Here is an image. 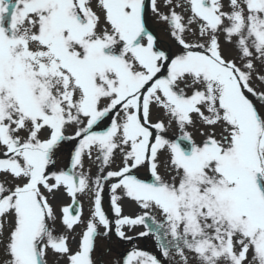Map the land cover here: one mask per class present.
<instances>
[{"label": "snow or ice", "instance_id": "obj_1", "mask_svg": "<svg viewBox=\"0 0 264 264\" xmlns=\"http://www.w3.org/2000/svg\"><path fill=\"white\" fill-rule=\"evenodd\" d=\"M113 235L159 255L107 264H264V0H0V264Z\"/></svg>", "mask_w": 264, "mask_h": 264}, {"label": "rangeland", "instance_id": "obj_2", "mask_svg": "<svg viewBox=\"0 0 264 264\" xmlns=\"http://www.w3.org/2000/svg\"><path fill=\"white\" fill-rule=\"evenodd\" d=\"M139 227H137L136 229H138ZM137 232H139V230H136Z\"/></svg>", "mask_w": 264, "mask_h": 264}]
</instances>
